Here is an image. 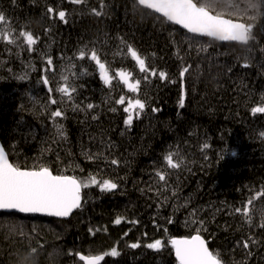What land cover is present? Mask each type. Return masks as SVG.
I'll use <instances>...</instances> for the list:
<instances>
[{
    "label": "trees",
    "instance_id": "16d2710c",
    "mask_svg": "<svg viewBox=\"0 0 264 264\" xmlns=\"http://www.w3.org/2000/svg\"><path fill=\"white\" fill-rule=\"evenodd\" d=\"M104 3L106 15L97 17L91 8L100 10V0L79 6L68 0H0L17 31L39 37L31 53L26 45L22 51L0 42V141L11 163L81 180L99 173L98 179L118 184L106 192L98 186L82 189V207L66 220L0 213V264H83L68 253L104 255L113 247L120 254L104 255L101 264H179L171 240L197 233L223 264H264V196H257L264 191V114L251 113L264 106V8L257 12L250 0H207L212 14L253 26L255 39L240 45L191 36L136 1ZM50 6L65 10L67 23L47 13ZM120 38L157 76L143 79ZM85 46L108 62L112 86L100 79L95 62L76 58ZM42 54L57 69L47 73L53 88L60 73L76 85L72 99L53 92L58 103L49 102ZM244 63L250 67H241ZM189 65L181 81L180 72ZM121 69L132 71L133 81L141 79L138 93L115 75ZM159 71L168 78L161 80ZM25 73L27 78L19 79ZM122 94L126 103L118 105ZM136 96L145 109L128 127L123 108ZM57 108L64 117L54 121L50 114ZM205 143L210 147L203 148ZM169 150L179 151L185 165L166 169L170 187L158 195L148 189L157 186L155 169L166 168L163 156ZM253 197L247 217L235 212ZM157 239L160 250L146 247ZM132 243L140 247H129Z\"/></svg>",
    "mask_w": 264,
    "mask_h": 264
},
{
    "label": "snow or ice",
    "instance_id": "6c2138e0",
    "mask_svg": "<svg viewBox=\"0 0 264 264\" xmlns=\"http://www.w3.org/2000/svg\"><path fill=\"white\" fill-rule=\"evenodd\" d=\"M11 2L15 4L16 0H11ZM68 3L78 6L86 5L87 0H68ZM136 4L145 9L153 10L155 13L166 18L167 21L175 25H180L188 33L193 35L211 37L220 41H237L245 45L255 39L252 34V25L235 23L230 19L222 18L220 15H213L208 10L207 0H200V2L198 0H136ZM249 6L259 12L264 8V0H250ZM105 8L104 0H100V10L93 7L91 8V13L97 17L106 15ZM47 13L55 14L60 21L67 23V12L65 10L57 11V9L50 6L47 8ZM49 18L52 17L50 16ZM38 39L39 37H34L30 31H17L5 12L0 10V42L20 48L22 51L25 50L24 45H26V50L31 53L35 51L33 46L37 44ZM120 43L126 46L127 54H130L131 59L138 65L139 72L144 74V80H147L149 76H157V70L148 65L146 58H143L132 45L127 44L123 38H120ZM5 50L11 51L10 48H6ZM261 50L264 51V49ZM121 51L122 49L118 50L115 54H120ZM16 55H19V53H16ZM42 56H44L45 67L42 70L44 74L41 76V80L49 93V102L53 105L58 103L52 96L53 92L72 99V94L77 91L76 85L69 82L68 76L60 73V80L56 82L55 88H53L50 85V78L47 73H56V66L50 56H46V54H42ZM86 57L90 61L95 62L99 69L100 79L104 81L105 85L112 86L114 77L109 75L108 62L101 60L97 49L95 47L88 49L87 46L79 49L76 58L84 60ZM71 66L75 67V65ZM190 67L189 65L182 68L180 72L181 81H183V77L189 71ZM241 67L248 68L250 64L244 63ZM229 71H231V68H229ZM82 74H87V69ZM115 75L126 85L129 92H139L141 79L136 78L133 81L132 71L121 69ZM158 75L161 80L168 78L167 73L164 71H159ZM26 78L27 73L19 77V79ZM172 82L175 83V81ZM261 100L264 101V96L261 97ZM115 103L125 105V95H120L115 100ZM179 103L182 108L184 106L183 96H181ZM93 107L92 104L87 105L88 109H92ZM144 109L145 102L139 96L129 98L127 100V106L123 108V111L128 114L124 121L125 125L130 127L133 123V114L138 118ZM111 110L115 111L116 109L113 108ZM152 111L156 112L159 109L153 108ZM251 113L254 116L258 113L264 114V106L252 107ZM50 115L54 121L56 118L64 117V113L60 108L52 111ZM95 118L93 117V119ZM57 134L60 136L64 135L62 126L60 125H57ZM208 147L210 146L207 143L203 145L205 149ZM231 154L235 155L234 152ZM94 158L89 157V159ZM221 158H223V155ZM111 164L118 165L119 161L112 159ZM163 164L166 165V168L162 166L161 168L155 169V177L158 178L157 186L153 187V185H149L148 189L158 195H163L170 187L169 177L171 173L166 169L180 170L185 165V161L179 151L169 150L163 156ZM98 176L99 173H90L85 180H81L75 176L54 175L48 167H41L38 170H21L9 162L5 149L0 147V210H16L20 213H42L54 217H67L74 209L82 207V189L90 186H98L100 191L106 192L118 188V184L111 179H98ZM171 191L172 197H177L178 199V189L172 188ZM257 196H264V191L259 192ZM163 198L164 200L170 199L168 196H164ZM254 198H249L243 208H235V212H242L247 217L249 215V206L252 205ZM195 214V210H193L192 215L195 216ZM261 215L264 216V213H261ZM114 222L120 224L121 219L117 218ZM169 223H171V220H169ZM260 227H264V223H261ZM89 231L91 232L92 229H89ZM20 234L23 235V232L21 231ZM171 245L175 250L179 264H223L222 260L218 258V255L213 254L209 250L205 240L202 239L199 233L190 239H172ZM242 246L247 249L249 247V241H243ZM129 247L135 249L140 247V244L132 243ZM146 247L158 251L163 247V243L160 239H157L154 242L148 243ZM36 252V248L31 249L32 254ZM68 254L76 255L79 261L84 262V264H101V261L104 260V255L115 257L120 253L113 247L110 253H105L104 255H83L78 252H69Z\"/></svg>",
    "mask_w": 264,
    "mask_h": 264
},
{
    "label": "water",
    "instance_id": "95a60500",
    "mask_svg": "<svg viewBox=\"0 0 264 264\" xmlns=\"http://www.w3.org/2000/svg\"><path fill=\"white\" fill-rule=\"evenodd\" d=\"M132 1H136V0H132ZM145 9V8H144ZM148 11H151V12H153V13H155L153 10H151V9H147ZM155 14H157V15H159L160 16V14H158V13H155ZM214 15V14H213ZM162 17V16H161ZM164 18V17H163ZM223 18V17H222ZM166 19V18H165ZM224 19H227V18H224ZM167 20V19H166ZM233 22H235V23H241V22H238V21H235V20H232ZM168 22H170V21H168ZM172 25H174V26H176V27H178V28H180V30H184V31H186L187 32V30L186 29H183L180 25H175V24H173L172 22H170ZM188 33V32H187ZM189 34H191V33H189ZM193 34H191V36H192ZM193 36H196V37H199V38H204V39H212V40H216V39H214V38H211V37H205V36H198V35H193ZM217 41H219V42H221V43H227V44H240V45H243V43H240V42H237V41H220V40H217ZM0 147H3V145H2V143H1V141H0ZM4 148V147H3ZM5 153H6V151H5ZM6 155L8 156V154L6 153ZM8 159H9V157H8ZM9 162L11 163V161H10V159H9ZM22 170V169H21ZM81 197H82V191H81ZM77 209H74L73 210V212L69 215V216H67V217H54V216H48V215H45V214H42V213H20V212H18V211H16V210H0V213H4V214H8V215H10V214H19V215H35V216H39V217H47V218H52V219H57V220H66V219H69L74 213H75V211H76ZM177 240H179V239H190V238H176ZM202 239H204V238H202ZM205 240V239H204ZM205 242H206V240H205ZM206 244H207V246H208V243L206 242ZM208 248H209V246H208ZM174 249V248H173ZM174 253H175V250H174ZM175 259H176V262H178L179 263V261L177 260V258H176V255H175ZM82 262V261H81ZM83 264H84V262H82Z\"/></svg>",
    "mask_w": 264,
    "mask_h": 264
},
{
    "label": "rangeland",
    "instance_id": "374dc122",
    "mask_svg": "<svg viewBox=\"0 0 264 264\" xmlns=\"http://www.w3.org/2000/svg\"><path fill=\"white\" fill-rule=\"evenodd\" d=\"M133 116H134V114H133Z\"/></svg>",
    "mask_w": 264,
    "mask_h": 264
}]
</instances>
